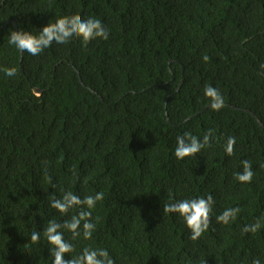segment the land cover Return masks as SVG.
<instances>
[{
    "label": "trees",
    "instance_id": "obj_1",
    "mask_svg": "<svg viewBox=\"0 0 264 264\" xmlns=\"http://www.w3.org/2000/svg\"><path fill=\"white\" fill-rule=\"evenodd\" d=\"M76 14L99 19L108 39L73 37L36 56L9 44L11 19L38 34ZM261 65L264 0H0V264H52L44 230L80 210L50 206L68 191L104 199L90 210V240L83 222L76 239L62 229L74 246L65 259L90 247L115 264H264ZM209 85L224 98L219 111L204 95ZM209 129L210 147L175 157L177 136L202 141ZM244 160L251 183L236 179ZM208 195L209 229L192 240L164 207ZM236 207L234 220L217 222ZM257 221L255 233L243 231Z\"/></svg>",
    "mask_w": 264,
    "mask_h": 264
},
{
    "label": "clouds",
    "instance_id": "obj_2",
    "mask_svg": "<svg viewBox=\"0 0 264 264\" xmlns=\"http://www.w3.org/2000/svg\"><path fill=\"white\" fill-rule=\"evenodd\" d=\"M73 37L81 38L87 44L96 38L107 40L109 31L99 19L88 18L84 20L79 14H76L63 16L54 23L49 22L38 34L24 30L11 31L9 44L21 51H26L36 56L50 47L53 42L65 44ZM209 59L208 55L203 56L205 62ZM261 68H264V65H261ZM5 74L11 77L16 74V69H6ZM204 95L211 100V108L213 110L219 111L225 106L224 98L217 88L210 85L206 86ZM213 132L214 129H209L203 136L202 141L188 133H185L183 136H177L175 157L182 160L185 157L196 155L205 147H210V139H214ZM235 145L236 138L229 136L225 145V152L229 156L234 154ZM241 163L243 171L236 174V179L241 183H251L254 176L252 164L248 160H244ZM103 199V192L87 195L81 199L71 191L64 193L62 199H51L50 206L61 214H66L70 209L80 206L78 214L72 216L70 220L65 221L63 224L50 221L44 230V235L51 246V256L54 258L52 264H115L109 252L104 248L85 247L79 255L65 259L66 254L74 251V246L65 240L62 229L71 232L72 238L76 239L81 236V223L83 222V238L90 240L96 227L92 222V212L90 210L94 209L97 202ZM214 203L215 201L211 195H208L206 198L201 196L169 203L165 205L164 211L167 213H177L180 217H183L187 228L191 232L190 239L197 240L209 229ZM240 211L239 207L225 209L216 217L217 222L227 224L230 220H234ZM259 228L260 223L257 221L255 224L246 225L243 231L245 233H255ZM40 238V233L38 232L31 234V241L33 243H38ZM252 264H260V260L258 258L253 259Z\"/></svg>",
    "mask_w": 264,
    "mask_h": 264
},
{
    "label": "water",
    "instance_id": "obj_3",
    "mask_svg": "<svg viewBox=\"0 0 264 264\" xmlns=\"http://www.w3.org/2000/svg\"><path fill=\"white\" fill-rule=\"evenodd\" d=\"M10 21L15 25L16 31H18V23H17V21L14 20V19H11ZM21 52H22V54H23V51H21ZM35 92L38 93V94H42V89L39 88V87H35ZM249 111H250V110H249ZM250 112H251V111H250Z\"/></svg>",
    "mask_w": 264,
    "mask_h": 264
}]
</instances>
